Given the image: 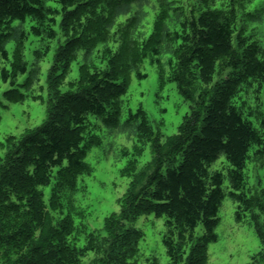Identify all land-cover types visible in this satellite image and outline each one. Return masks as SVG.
<instances>
[{"label":"trees","instance_id":"1","mask_svg":"<svg viewBox=\"0 0 264 264\" xmlns=\"http://www.w3.org/2000/svg\"><path fill=\"white\" fill-rule=\"evenodd\" d=\"M240 3L0 0L4 60H9L7 45L13 44L11 68L2 70L1 79L10 81L12 97L23 98L16 86L27 89L39 81L50 44L58 41L47 75V118L0 161V264H82L90 253L96 256L92 264H135L129 258L136 255L142 232L127 224L145 215L165 218L162 242L169 264H203V255L193 258L187 248L200 225L203 248L217 240L225 176L210 167L220 156L230 166L229 195L238 204L237 218L253 209L264 216V189L254 198L244 192L251 151L253 157L264 156V113L257 106L264 89V49L239 31ZM30 36L40 46L29 67L25 51ZM80 54L78 77L61 92ZM162 56H169L168 80L193 101L166 144L142 108L121 121L130 75L146 78L140 66L150 58L164 80ZM23 75L27 78L18 85ZM216 75L222 80L209 90ZM97 124L138 139V153L150 144L153 159L131 184L119 213L107 219L104 236L88 233L79 246L85 227L76 220L84 212L75 197L78 179L93 172L85 159L101 144L91 131ZM137 166L134 158L125 172L132 174ZM43 187H51L48 204ZM258 234L264 243L260 229Z\"/></svg>","mask_w":264,"mask_h":264},{"label":"rangeland","instance_id":"2","mask_svg":"<svg viewBox=\"0 0 264 264\" xmlns=\"http://www.w3.org/2000/svg\"><path fill=\"white\" fill-rule=\"evenodd\" d=\"M239 8L238 29L243 31L250 42L257 43L264 49V0H241ZM153 17L146 23V32L152 29ZM57 40L51 42L50 52L41 63L39 81L31 88L16 86L23 98H14L10 92L13 89L10 81L3 82L2 70H10L12 62L13 44L7 45L9 60H4L0 55V161L6 158L7 152L22 136L40 127L47 118L49 104V89L47 86V75L54 61V51ZM40 46L39 41L30 36L25 56L32 64L33 52ZM169 56H162L161 65L164 71V80L160 79L159 65L153 64L150 58L143 61L140 72L146 78L139 79L136 72L130 75L127 94L123 97V112L121 121H125L130 112L135 113L142 108L147 115L148 121L154 132L159 136L162 144L178 132V127L184 117L190 113L193 101L187 100L179 92L177 84L168 80L171 68L166 63ZM78 62H74L71 72L65 83L60 87L61 92L69 89L68 83L75 81L78 77ZM226 76L224 74L222 77ZM221 75H216L213 87L222 80ZM27 75L19 76L18 85H22ZM196 97V96H195ZM252 98V97H251ZM256 102V101H255ZM253 104L256 107L257 104ZM259 109L264 113V89L260 94ZM254 107V108H255ZM93 123L94 118L90 117ZM258 126V125H257ZM261 128V127H260ZM264 133V127H262ZM93 135L100 138L101 144L93 146L87 154L85 162L89 164L93 172L89 176H81L78 179V191L76 194V205L84 212L83 218L76 220V225H83L85 233L80 235L79 246L86 243V234L104 236L105 224L108 218L117 215L121 209V203L126 196L131 184L153 159L150 144L141 149L138 139L121 134L116 130H110L102 125L91 127ZM127 153V154H124ZM248 160L245 169L246 187L244 192L249 198H254L262 193L264 189V156L253 157ZM136 158L137 169L130 174L125 172L128 163ZM229 164L224 156L212 164L210 172L220 171L225 176L224 192L225 198L219 208V224L215 229L217 240L201 246L205 231L200 225L195 231V239L187 248V254L193 258L203 255V264H264V243L258 234L260 229L264 236V216L258 209H253L237 218L238 204L229 195L228 171ZM45 203L48 204L51 187H43ZM80 221V222H79ZM142 232L138 243V251L134 257L129 258L130 263L135 264H169L166 248L162 237L165 232V218L154 215H145L127 224ZM201 246V251L199 250ZM95 254L90 253L82 264H92ZM94 264V263H93Z\"/></svg>","mask_w":264,"mask_h":264}]
</instances>
